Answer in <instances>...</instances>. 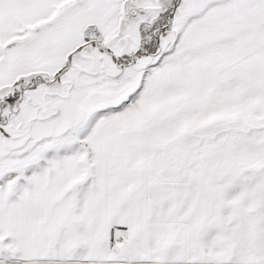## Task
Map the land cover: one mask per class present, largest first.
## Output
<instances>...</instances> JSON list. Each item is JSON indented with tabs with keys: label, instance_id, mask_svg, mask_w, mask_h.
<instances>
[{
	"label": "crops",
	"instance_id": "crops-1",
	"mask_svg": "<svg viewBox=\"0 0 264 264\" xmlns=\"http://www.w3.org/2000/svg\"><path fill=\"white\" fill-rule=\"evenodd\" d=\"M104 1L0 0V66H5L0 67V100L12 94L18 81L30 82L33 77L45 79V83L23 91L17 113L0 129V147L3 150H0V155L7 158L0 161V167H11L4 168V173L0 175V184L3 185H0V227L2 232H12L18 229L15 228L18 223H35L34 236L31 234L28 241H21L19 247L18 253L24 257L8 261L64 263L60 258L44 261L43 257L25 256L28 248H34L36 253L45 248V257H48L47 254L52 257L59 240L63 246L64 235L58 216L66 214L73 226L76 222L85 229L81 233L76 230L78 238L73 237L64 247L72 256L79 247L88 248L93 253L91 248L96 250L100 246L103 250L95 253V260L102 264H123L118 260L121 259L119 252H124V258L134 264L187 263L184 260L159 259L155 254L156 248L160 251L166 246L159 241L161 236L158 231L161 230L156 220H151L150 208L153 209L161 200L179 197L180 192L173 191L172 195L171 190L176 189L175 186H183L176 184L170 173L163 174L155 182L153 171L149 170L154 161L153 137L156 133L158 136L170 134L167 125L165 132L163 129L155 130L153 123L147 122V129L140 137L117 147L112 140L114 145L109 147L110 151L103 143L102 130L97 129L99 126L91 129L86 136L76 132L80 125L90 120L118 116L120 112L101 113L115 111L134 95L137 100L134 97L131 108L139 112L130 113L132 109L130 114L121 113L114 130L122 126V130H132L134 128L129 127L138 125L137 122L148 113L141 107L145 95L138 94L144 85L142 67L145 66L137 64L122 69L116 65L121 59L135 54L140 47L142 36L139 24H156L166 13V4L160 0H120L119 10L112 13ZM153 8L155 11L149 15L148 10ZM132 13H136L134 19L130 16ZM141 14L145 16L139 17ZM172 14L168 23L170 33L162 48L164 53L176 49L178 57L163 63L162 80L154 73L157 76L156 85H151L154 89L163 90L161 93L168 103L183 104L175 117L179 122L173 124V129L181 132L196 126V123H191L193 119L203 117L201 107L194 117L186 114L187 103L204 102L201 99L203 93L194 88L198 85L196 80L203 73V67L210 74L213 72L211 75L214 77L220 74L226 82L218 86L226 89L230 88V67H264V0H178ZM92 23L97 25L104 38L101 50L93 43L82 41V30ZM173 67H181V73L190 71V74L183 75L176 82L171 77ZM124 73L129 78L125 81L122 78ZM201 80L204 79L200 78L199 84ZM217 84L215 87H218ZM243 84L237 85L239 92H247L251 87V84L246 87ZM151 85L148 86L150 91ZM258 91L263 92L260 88ZM197 94L198 99H195ZM210 95L215 96L217 92L211 89ZM186 124H190L189 127L186 128ZM59 129L76 144L70 150L71 145L66 147L65 158L49 151L54 147L50 140L58 135L56 130ZM97 133L99 139L95 138ZM32 146L36 147V153H31L34 152L30 149ZM43 151L49 153L48 157L41 158ZM29 152L33 156L25 159ZM105 152H112V155L109 153L107 156ZM26 163L30 167L25 168ZM137 168L147 169L149 179L143 188L134 170ZM248 179L244 178L243 192L237 200H243L250 210L253 201L264 204V172L257 183L252 184ZM1 180L5 181L4 184ZM15 181L19 184L13 186ZM54 183L63 185L61 190L51 191ZM114 198L121 200L122 209L106 230V221L110 220L106 217L112 206L106 201ZM32 212L37 215L40 212V217L30 218ZM247 212L252 213L251 210ZM180 223L186 222L162 221L168 226ZM123 229L124 242L119 245L117 240L122 237ZM168 230L171 231V228ZM187 230L185 225L182 226V244L187 238ZM72 232H75L74 227ZM114 255H117L116 258ZM138 256L143 258L131 259ZM90 259L83 257L69 262L82 264Z\"/></svg>",
	"mask_w": 264,
	"mask_h": 264
},
{
	"label": "rangeland",
	"instance_id": "rangeland-1",
	"mask_svg": "<svg viewBox=\"0 0 264 264\" xmlns=\"http://www.w3.org/2000/svg\"><path fill=\"white\" fill-rule=\"evenodd\" d=\"M101 1L103 2V0ZM160 1L166 4V13L161 15L156 24H152L151 26H147L144 22L139 24L142 36L140 47L138 50H134L135 54H132L129 58L121 59L119 65H116V67H122V69L126 66L137 64L145 66L142 67L145 73L144 85L138 94L140 93V96L145 95L141 107H144V112H148L145 115L147 118L144 117L145 119L143 118V120L137 122L139 123L138 125L129 127L134 128L132 130H122L124 126L114 130L117 127L115 126L118 122L117 118L121 117L120 114L124 112L129 113L133 109L131 107L134 103L133 99L136 97L134 95L129 98V102L123 104L115 111L107 110L101 113L103 115L109 112L111 114L120 112L118 116L106 118L101 116L98 119L90 120V122L80 125L76 132L79 135H83L84 133V136H86L91 129L99 126L97 129L102 130L100 135L104 139L103 143L109 149L114 144L117 147V145L126 144L127 141L131 142L132 139L136 140L142 132L146 131L147 125L145 124L147 122L153 123L155 130H165L166 124L170 134L165 133L158 136L156 133L153 137L155 142L154 161L149 170L153 171L155 182L163 174L170 173L175 178L176 184H182L183 186L178 185L175 186L176 189L171 190L170 194L172 195L173 191L176 193L180 192L179 197H171L168 201L161 200L159 201L160 203H156L153 209L150 208V214H152L151 220H156V224L161 230L158 231V234L161 236L159 241L166 246L160 251L156 248V256L159 259L184 260L187 262L167 264H264V209H262L264 204L263 202L260 204L257 201L251 202L253 204L250 207L252 213L248 214L249 212L247 211L250 210H248V207H245L244 201L237 200L243 192L244 178L247 180L250 178L251 183L253 182L252 184H254L259 181L258 177L264 172V67H230V80L228 81L230 82V88L228 89L218 86L222 84L221 82H226L225 79L220 77V74H218V77H214L211 75L213 72L210 74L207 68L203 67V73L199 74V77L204 80H201V84H199L198 80L200 78H198L197 82L195 81L198 85L194 88L199 93H203L201 99L204 102L202 104L187 103L186 109L187 116L194 117L198 114L199 107H201L203 117L202 119L195 118L191 121V123H196V126L192 125L190 128H187L190 124H186L187 129H182L181 132L173 129V124L176 121L175 117L179 110H182L183 104L181 102L168 103V100L161 93L163 90L159 88L154 89V85L151 84L156 85L155 80L157 76L154 73H157L158 77L162 80L163 63L178 57L176 49L172 48L169 52L164 53L162 48L164 40L168 38L170 33L169 18L173 15L172 13L176 9L178 0ZM119 2L120 0H105L104 4H106L108 9H111L112 13H116L119 10ZM140 6L146 7V5ZM106 7L105 10H107ZM127 9L130 11L129 8ZM154 11V8L153 10L149 9L148 14L150 15ZM132 14L130 15L131 19H134L135 17L133 16L136 13ZM143 16L145 15H139L142 18ZM90 29H93L95 32V38L86 39V33ZM111 34H113V31ZM82 41L84 43L95 44L98 50L104 48V38L94 23L87 25L82 30ZM153 63L156 65H153ZM180 68L173 67L171 77H174L172 80L176 82H179V79H182L183 75L190 74V71L181 73L179 71ZM115 70L117 69L115 68ZM187 70L189 69L187 68ZM206 71L208 72L206 73ZM214 75L216 74L214 73ZM125 76L124 73L122 75L123 81L127 78ZM217 78L218 81L216 80ZM42 79L45 80L44 78ZM245 79L248 80L246 81ZM32 80L30 82H16L13 86L12 94L8 98L0 100V129L4 128L9 122V118L14 115L10 114L7 106L13 107L19 105L21 100L20 94L22 95L24 90L32 88L30 85ZM215 83H218V87H215ZM241 83H244V87L251 84L247 92H239L237 85H241ZM211 84L214 86H210ZM150 85L152 91L148 89ZM258 88L263 92H259ZM211 89L214 92L216 91L217 95H210ZM259 94L261 95V99ZM194 97L198 99V94ZM135 100H137V97ZM258 100L260 102H257ZM4 102L6 103L3 105ZM135 110L139 112L135 108L130 113H133ZM1 117L6 119V123H3ZM111 128L113 131H110ZM60 131L61 129L56 130V133L59 132L58 135L52 136L50 141H52L54 147H52L53 149H49V151H52L53 154L55 152V154L58 153L60 158H65L63 156L67 154L66 150L70 147L69 145H71L70 150L76 144L70 139L68 134H61ZM110 136L111 138H109ZM95 138H100L99 133H97ZM112 140L114 144H112ZM44 143L46 144V142ZM30 149L34 150L31 153H36L35 146L30 147ZM0 150H2L1 147ZM44 152L41 158L48 157L49 153ZM109 153L112 155V152H105L107 156ZM30 156H33V154L27 155L25 159H31ZM6 159V157L0 155V161ZM18 165L20 164L18 163ZM24 166L25 168L30 167L29 163H26ZM4 168L0 167V175L4 173ZM10 168L8 167L7 169ZM134 170L138 173L140 186L143 188V185H146L149 179H147V169L137 168ZM10 176H5V178H9ZM15 176H19V174L15 173ZM17 181L12 185L19 184ZM1 182L4 184L5 181L1 180ZM80 184L78 183V185ZM0 185L3 186L2 184ZM62 187L63 185L54 183L51 191H56L57 189L59 191ZM58 202L62 203V201ZM107 203L112 206L106 217V219H110L108 223L106 221V230L112 225L111 222L114 221L122 209L120 205L121 200L119 199H109L106 201ZM31 215L32 217L30 218L35 219L36 216L40 217V212L39 215L36 212H32ZM60 215L58 216V221H60L61 233L64 235L63 246L59 240V245L55 248L56 253L53 252L52 257L50 256L51 254H47L48 257H45V248H40L37 250V253L34 248H28L25 257H43L44 261H54V258H60L65 261L64 263H55V261L48 264H71L69 261H78L83 257H87L91 258L90 261L82 264H102L101 262H97L98 260H95L97 258L95 253L103 250L100 246L96 250L91 248L93 253L88 248L79 247L77 250L75 249L73 256L70 251L64 248L67 243L71 242L73 237L75 239L78 238L76 230L81 233L85 229L77 225L76 222H74L73 226L71 219L68 220L66 214L63 217ZM7 218L10 217L7 216ZM163 220H171L172 223L181 221L186 223L168 226V224H162ZM33 223L32 221L18 223L16 224L18 227L15 226L18 229L11 230L12 232L8 230L2 232L0 227V264L38 263L8 261V259L13 260L19 256L24 257V255L18 253L19 247L23 241H28L31 234L34 236L35 223ZM184 225L188 230L187 238L182 244V226ZM6 227L8 228V226ZM72 227H74V233L72 232ZM168 228H171V231ZM124 231V229L121 231L122 237L117 240L119 245L124 242ZM153 240L156 242L154 238ZM67 248L71 250L70 247ZM119 253L118 257L121 259L118 260L123 261V264H134L124 258L126 256L124 252ZM116 256L114 255V258ZM135 258L143 257H131V259Z\"/></svg>",
	"mask_w": 264,
	"mask_h": 264
},
{
	"label": "built area",
	"instance_id": "built-area-1",
	"mask_svg": "<svg viewBox=\"0 0 264 264\" xmlns=\"http://www.w3.org/2000/svg\"><path fill=\"white\" fill-rule=\"evenodd\" d=\"M95 32L93 31V29H90L88 31V33H86L87 37L86 39H93L95 38L94 36ZM39 83H45V80H43L42 78H39V77H35L32 82L30 83L31 87L33 86H36V84H39ZM20 96H22L20 94ZM6 102L3 103V105L5 104ZM9 111H10V114H15L18 110V106H13V107H10V106H7ZM1 120H3V123H6V119H4L3 117H1Z\"/></svg>",
	"mask_w": 264,
	"mask_h": 264
}]
</instances>
